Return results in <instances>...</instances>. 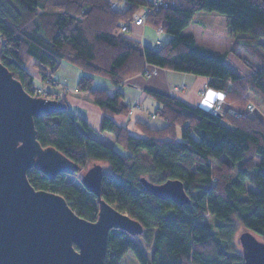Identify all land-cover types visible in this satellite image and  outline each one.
I'll return each mask as SVG.
<instances>
[{
  "label": "trees",
  "instance_id": "16d2710c",
  "mask_svg": "<svg viewBox=\"0 0 264 264\" xmlns=\"http://www.w3.org/2000/svg\"><path fill=\"white\" fill-rule=\"evenodd\" d=\"M204 10L227 15L228 33L238 46L233 51L241 46L264 50V0H168L166 6H156L154 0H0V61L27 91L33 95L35 84L28 62L39 68L43 81H51L66 60L85 72L67 93L103 112L94 133L69 104L35 117V124L43 147L52 146L80 165L77 175L103 164V198L144 225L138 234L144 244L128 231H110L106 264H122L129 250L140 264H245L233 242L238 226L264 240V121L248 111L251 95L264 106V57L260 65L245 60L252 72L244 76L200 47L195 35L183 30ZM139 12L149 26L163 28L172 39L150 47L128 36ZM149 64L208 77V85L223 91V99L238 109L217 115L176 95L147 89L162 105L156 115L166 126L137 122L144 136L132 133L115 119L129 114L125 95L95 89L93 83L102 75L120 86ZM104 132L113 134L123 150L97 138ZM28 174L36 189L63 195L90 221L98 218L97 195L80 177L72 178L76 174L54 179L35 169ZM143 179L154 184L180 180L190 202L157 197Z\"/></svg>",
  "mask_w": 264,
  "mask_h": 264
},
{
  "label": "water",
  "instance_id": "95a60500",
  "mask_svg": "<svg viewBox=\"0 0 264 264\" xmlns=\"http://www.w3.org/2000/svg\"><path fill=\"white\" fill-rule=\"evenodd\" d=\"M67 104L32 95L0 61V264H106L112 229L135 236L144 231L138 219L103 198V164H92L81 176L85 188L97 195L94 222L78 215L63 195L31 184L32 169L51 179L81 170L62 151L43 147L37 137L35 117L67 109ZM143 180L157 197L190 202L180 180ZM239 241L245 264H264V240L246 229Z\"/></svg>",
  "mask_w": 264,
  "mask_h": 264
},
{
  "label": "crops",
  "instance_id": "0c3cea01",
  "mask_svg": "<svg viewBox=\"0 0 264 264\" xmlns=\"http://www.w3.org/2000/svg\"><path fill=\"white\" fill-rule=\"evenodd\" d=\"M146 10H142V12H145ZM196 14H194V18H196ZM193 18V21H194ZM222 18V17H220ZM228 17L225 19L223 17L224 22H227ZM187 27H190L193 23ZM133 27L135 29H133ZM130 31L133 30V33L135 36H133L134 39L139 40L142 42V44L147 45V46H156V37H157V29L153 28L151 25L149 26L147 23L145 24H140L137 25L135 22H132L130 25ZM166 34V33H165ZM186 34H193L197 38V43H198V37L196 36L195 33H186ZM133 35V34H132ZM163 35V33H162ZM171 38L170 35L167 34V37L165 38V42L169 41ZM70 66V65H67ZM73 68V67H72ZM67 69H70V67H66V72H65V67L63 70V73L66 75L67 74ZM148 72H153V70L156 69L157 73H153L150 75L153 77L154 75L162 76V78L165 80L166 84L163 82H157L154 81V83H149L151 81L148 80V78H144L143 75L145 74H139L136 76H132L130 79H127L125 83L121 84V87L117 88L115 84L111 83H106L103 82V80L96 79L97 82H102L100 85L96 86L94 85V88L96 89H105L108 91L109 94H114L118 90L122 92L125 95V101L129 104L132 105L134 103H140L143 105L144 109L143 111L139 112H134L133 115H130V117H124V116H118L116 117V121L122 125V124H127V127L132 131V133L139 135V136H144L142 135V132H140L139 127L136 126L137 121L140 123H147L149 126L152 127H164L166 126V121H162L159 116H156L153 118V113L156 112L159 108L162 107L161 104H159L155 99H153L151 96L146 93L147 89H155L159 90L162 92L169 93L171 95H176L179 98H181L183 101L190 103L191 105L194 106H202L205 109H210L211 107L214 106V104L219 100L220 98H224V92L221 90H215L211 88L208 83H209V78L201 75H194L191 73H183L179 71H171L165 68H159L155 65H147L146 67ZM75 70L74 76H68L66 79H62L61 76L55 74L56 78L58 77V80L63 82L65 85L69 86L70 88H76V84L78 80L81 78V74L79 70ZM250 74V68L247 67L245 69V74L242 75H249ZM33 77L39 78V84L41 82V76L39 75H34ZM67 102L70 106V108L73 109L71 106L76 105V107H79V112L77 113L78 115L80 114L83 118H85L91 128H93V133L98 131L100 128V123L102 119V110L98 106L85 102L82 99H77L74 97L69 96L67 99ZM228 109L231 107L226 106ZM232 108L231 110H233ZM74 110V109H73ZM81 110H83L85 113H82ZM253 114V113H252ZM251 115V114H250ZM254 115L259 116V118L264 121V111H257ZM98 139L103 140L105 143H107L110 146H115V138L113 134L104 132L101 133V135L97 136Z\"/></svg>",
  "mask_w": 264,
  "mask_h": 264
},
{
  "label": "rangeland",
  "instance_id": "374dc122",
  "mask_svg": "<svg viewBox=\"0 0 264 264\" xmlns=\"http://www.w3.org/2000/svg\"><path fill=\"white\" fill-rule=\"evenodd\" d=\"M141 10H143V8ZM144 10H146V9H144ZM196 15H198V16H196V18H194L192 25L190 27H187L186 29H184L183 33H190V32L195 33L196 36L198 37V45L200 47L210 49V51H212L216 56L218 55L219 57L223 58L224 62L227 65H229L231 68H233L234 70H236L240 74H245V69L248 67V65L245 63V60H247L248 62L251 61V62L255 63L256 65H260V63L262 62V59L264 57V50L257 53L253 49L245 50V48H243L242 46L240 48H238V50H235V51L232 50L234 47L237 48L238 46H237V43H235L236 42L235 38L233 36H230V34L228 33L227 25L223 20V17H225V19H226L227 15L225 16L223 14H219L216 11L215 12H209V11H205V10L197 12ZM220 17H222V18H220ZM133 29H135V28L133 27ZM159 29L160 28L157 29V34H156L157 37L155 39H156V41L163 39V41L165 42V38L167 37V34H165L164 31L162 32L163 35H162V33L159 34L158 33ZM128 36H131V37L135 36L133 33V30L129 31ZM262 41L264 43V39H262ZM60 65L61 66L55 71V74L61 76L62 79H64V80L66 79L67 75L68 76H71V75L74 76L73 75V74H75L74 69L79 70L80 74L82 76L85 75V72L79 66H77V65L75 66L66 60L64 62H62ZM67 65H70V66H67ZM26 66L32 75L34 74L36 76L37 75L41 76L40 72H39V68L37 66H35L33 62H28ZM64 67H65V72H66V67H70V69H67L66 75L63 73ZM249 68H250V73H251L252 68L251 67H249ZM144 71H147V69H145ZM144 71H142V73H139V74H145ZM153 73H155L154 70L152 73L148 72V74H145L143 76H144V78H148V80L151 81L149 83L153 84L154 81H157V82H163V84L164 83L166 84V82L162 78V76L158 77V75H154L153 77H151L152 79H150V75ZM55 74L53 75L51 81L50 80H45V81L41 80L40 84L38 81L39 78L37 77L35 80V84H34L33 88H35V89L41 88L46 93V95H45L46 97H51V98L66 97L68 99V97L71 95H69L67 93V91L70 89H73V88H70L69 86L65 85L63 82L59 81L58 77L56 78ZM139 74H136V75H139ZM136 75H133V76H136ZM244 76H248V75H244ZM131 77H129L128 79H130ZM99 78H101L100 80H103V82H106L107 84L111 83L110 82L111 80L105 76H102V75L96 76V79H99ZM41 79H42V76H41ZM125 81L122 82L121 84L125 83ZM101 83L102 82H100V81L97 82L94 79L93 85H95V87H96V86L100 85ZM76 86H77V84H76ZM116 86H117V88H119L118 85H116ZM76 88H74V89H76ZM160 92H162V91H160ZM162 93H166V92H162ZM71 97H73V96H71ZM250 97H251L250 104L252 103L255 106L254 111H252L253 114L249 112L251 114V116H253L257 111H264V106L261 105V103L258 101V99H256L253 95H251ZM74 98H76V97H74ZM79 99H81V98H79ZM85 102H87V101H85ZM88 103H91V102H88ZM71 106L73 107L74 112L75 111L77 113L79 112V110H78L79 107H76V105H73V104ZM226 106H229V107L234 108V109H238L231 102L230 103L226 102ZM143 109H144V107H142V109H140V110L133 111V113L143 111ZM81 112L85 113L83 110H81ZM133 113L131 114L129 112L128 115H122V116L128 118V117H130V115H133ZM154 113L156 115V112H154ZM159 118L162 121H164L160 116H159ZM124 125L127 126V124H124ZM140 132H142V135H144L142 130H140ZM114 144H115L114 147L116 149L121 150V151L123 150L120 148V146L118 144H116V143H114ZM107 169H108V166L105 165V170H107ZM72 175H74V174H72ZM81 176H82V173L80 175L76 174L72 178H79V177L81 178ZM207 218L212 223L213 222L215 223V221H216L214 219V216L208 215ZM236 230H237V232L235 233L234 238H233L234 247H235V249H238L239 251H241V244L239 241V235L245 231V228L243 226H238V228ZM135 238L137 241H140L142 244H144V239L142 236H138ZM123 257L124 258L122 259V264H140L137 257L134 255L133 251H131V250H129L128 253H126Z\"/></svg>",
  "mask_w": 264,
  "mask_h": 264
},
{
  "label": "built area",
  "instance_id": "2783aa9c",
  "mask_svg": "<svg viewBox=\"0 0 264 264\" xmlns=\"http://www.w3.org/2000/svg\"><path fill=\"white\" fill-rule=\"evenodd\" d=\"M155 1V5L156 6H160V5H168V0H154ZM134 18V22L137 24V25H140V24H145L146 23V18H145V14L142 13V12H139V13H136L134 14L133 16ZM123 29L125 31H128L129 30V27L128 25H124L123 26ZM163 28H160L158 30V33L161 34L163 32ZM164 43L163 39L162 40H158L157 43H156V46L159 47L161 46L162 44ZM155 73H157L156 69L154 70ZM145 74H148L147 71H144ZM121 87V85L119 86ZM33 95H37V96H43L45 97L46 93L40 88V89H35L34 88V91H33ZM142 104L140 103H134L131 105V109H130V113L132 114L133 111L135 110H140L142 109ZM254 108L255 106L251 103L249 106H248V111L250 113H252V111H254ZM228 108L226 107V101L223 99V98H220L219 100H217V102L214 104L213 107H211L209 110L217 115L219 114H223ZM157 115H155V113L153 114V117H156Z\"/></svg>",
  "mask_w": 264,
  "mask_h": 264
}]
</instances>
